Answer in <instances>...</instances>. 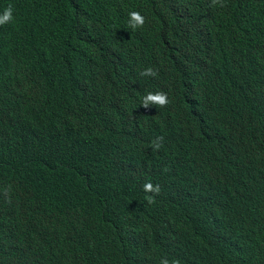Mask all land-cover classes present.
<instances>
[{"label":"trees","instance_id":"obj_1","mask_svg":"<svg viewBox=\"0 0 264 264\" xmlns=\"http://www.w3.org/2000/svg\"><path fill=\"white\" fill-rule=\"evenodd\" d=\"M223 4L0 0V264H264V0Z\"/></svg>","mask_w":264,"mask_h":264},{"label":"clouds","instance_id":"obj_2","mask_svg":"<svg viewBox=\"0 0 264 264\" xmlns=\"http://www.w3.org/2000/svg\"><path fill=\"white\" fill-rule=\"evenodd\" d=\"M213 5H219L221 7L224 6L223 0H212ZM13 19V11L11 7L6 9H2L0 11V25L3 29L7 28L9 25L14 23ZM145 17L141 15L138 11H133L129 13V20L126 25V31L131 32L134 30H138L143 27L145 24ZM141 76H156L157 72L153 70L151 67L145 69L140 73ZM171 104V99L168 93L164 91H154L147 93L146 96L142 98V101L139 103V110L147 115L155 114L160 111L167 109ZM162 137H157L152 141V148L154 151H159L162 147ZM143 191L149 195H146L145 199L149 204L155 203V196L159 195L161 192L160 185H153L151 182H146L143 185ZM87 261L83 260L80 263L87 264ZM182 264L179 260L175 259H162L159 264Z\"/></svg>","mask_w":264,"mask_h":264}]
</instances>
